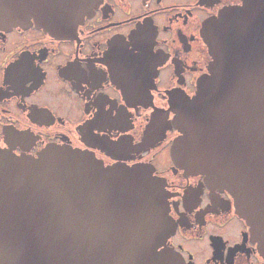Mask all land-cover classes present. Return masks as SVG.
I'll use <instances>...</instances> for the list:
<instances>
[{"label": "water", "instance_id": "water-1", "mask_svg": "<svg viewBox=\"0 0 264 264\" xmlns=\"http://www.w3.org/2000/svg\"><path fill=\"white\" fill-rule=\"evenodd\" d=\"M102 1L0 0V25L69 36ZM203 37L208 74L192 98L170 103L172 159L233 198L264 257V0H242ZM175 231L163 183L146 165L105 167L59 146L0 154V264H184L162 249Z\"/></svg>", "mask_w": 264, "mask_h": 264}, {"label": "flooded vegetation", "instance_id": "flooded-vegetation-1", "mask_svg": "<svg viewBox=\"0 0 264 264\" xmlns=\"http://www.w3.org/2000/svg\"><path fill=\"white\" fill-rule=\"evenodd\" d=\"M242 0H103L69 36L0 25V154L50 146L105 167L146 165L184 264H264L233 198L175 165L170 103L192 98L212 62L204 30ZM152 118L154 129L146 135Z\"/></svg>", "mask_w": 264, "mask_h": 264}]
</instances>
